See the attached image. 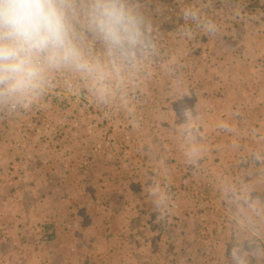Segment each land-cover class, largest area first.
I'll list each match as a JSON object with an SVG mask.
<instances>
[{"label": "rangeland", "instance_id": "1", "mask_svg": "<svg viewBox=\"0 0 264 264\" xmlns=\"http://www.w3.org/2000/svg\"><path fill=\"white\" fill-rule=\"evenodd\" d=\"M131 3L143 18L147 47L137 52L134 66L124 67L123 83L104 100L88 89L99 117H53L47 120L50 128L61 129V135L37 134L20 145L0 133V173L19 182L42 171L56 175L60 182L38 189L57 188L61 201L54 206L72 207L79 227L109 223L114 212L131 216L132 207L137 221L145 216L144 221L161 227L162 234L152 239L163 235L168 243L154 251L169 254L165 264H264V191L257 195L264 184V0ZM185 9L195 10L199 19L186 20ZM86 39L102 51L90 34ZM58 73L64 72L53 74ZM212 82L218 90L230 89L229 112L209 116V131L198 132L188 123L190 101L197 91L210 113L217 104ZM6 146L13 152L9 157L2 152ZM61 160L68 164L59 165ZM86 160L90 164L80 168ZM113 174L116 184L107 179ZM41 197L18 198L23 212L15 207L8 212L0 199L7 212L0 209L1 240L8 239L6 225L13 223L16 210L20 235L27 233L32 241L42 232L43 239L44 226L31 225L40 218L36 204L45 203ZM85 206L93 211L90 218ZM130 238L125 232L118 236L122 245Z\"/></svg>", "mask_w": 264, "mask_h": 264}, {"label": "clouds", "instance_id": "2", "mask_svg": "<svg viewBox=\"0 0 264 264\" xmlns=\"http://www.w3.org/2000/svg\"><path fill=\"white\" fill-rule=\"evenodd\" d=\"M183 14L199 19L192 9ZM142 26L131 0H0V111L30 108L57 71L76 74L104 100L147 47ZM207 30L214 31L211 21ZM86 34L102 51L87 43Z\"/></svg>", "mask_w": 264, "mask_h": 264}, {"label": "crops", "instance_id": "3", "mask_svg": "<svg viewBox=\"0 0 264 264\" xmlns=\"http://www.w3.org/2000/svg\"><path fill=\"white\" fill-rule=\"evenodd\" d=\"M209 42L211 41H208V44ZM223 52H225L224 48L221 53ZM226 68L227 67L224 66V70H226ZM246 68L245 70H248V67ZM227 76L230 75L227 74ZM232 83V81H229L228 86L230 87ZM212 85L217 89L214 93L216 97L213 100L217 101V104L210 113H207L208 108L204 106L205 99H202L203 96H198L196 94L197 91H195L196 98L190 101L191 108L187 113V115L190 116L188 123H190L189 126H192V128L197 127L198 132L207 133L209 131L206 130L205 125L206 119H208L209 116L213 115V117H216L222 112H229L227 109L229 99H227V97L230 95V89L221 90L219 88L220 90H218L216 83L212 82L210 86ZM206 88L205 86L204 89ZM206 91L207 90H205L204 93ZM184 98L186 100V96L183 97V99ZM180 99L183 100L182 96ZM181 100L178 102H181ZM219 118H221V116H219ZM227 120L228 117L220 120L219 126L225 124L224 122ZM260 131L261 135H263L264 125ZM250 133H252V131H249V134ZM33 135L35 134L30 133V137ZM47 135L50 136L51 133H47ZM8 136L13 139H18L19 141V137L17 138L18 135L8 134ZM247 137L253 139L252 135H248ZM258 140L261 144V140L263 141L264 137ZM259 148L262 149V147ZM2 152L3 154H7L5 156L8 157L13 153L9 151L8 146L2 147ZM8 157L3 158L8 159ZM6 164L8 165L9 163ZM18 164L19 163H15L14 166ZM58 164L67 165L68 163L61 160ZM262 170H264V164ZM8 176L7 174L0 173V199L4 200L3 202L1 201V203L6 205L8 212L14 207L23 212V207H20L18 204V198H36L37 195H41L45 203L36 202V209L38 212L36 217L40 218L35 219L38 220L36 221L37 223H32L31 225L40 224V226H44L43 228L53 226L52 230H54L56 237L52 242L47 243L44 241V238L39 240L42 232L39 237L32 241L28 239L29 236L27 233L26 237H24V233L20 235V229L18 230V212L16 210L14 212L16 218L13 223H8V225H6L9 229L6 231L9 236L8 239H0V247L4 248H0V264H165L170 262L168 253L165 254V252H163L155 254L154 252L156 250V245L166 246L168 244L164 241L165 238L162 237L163 235L160 238L157 237V239H152V236L156 233L162 234L161 227L152 226L149 222L144 221L147 218L145 216L142 221H137L136 217H134L135 215L132 207L128 209V212L132 214L131 216H128L125 211L114 212V219L110 220L109 223H90V225L87 224L86 226L83 224L79 227L78 221L75 218L77 214L75 210L73 211L72 207H69L71 209L66 211V209L62 207L54 206L53 202L58 203V201H61L60 193L57 188L55 189L52 187V189L48 191L45 190L44 193L38 189L42 188L48 181L50 183L55 182L56 175L53 173L48 175L47 172L42 171L37 177L31 179L23 176L25 179L22 177L23 181L20 182L18 179L11 180L10 176ZM69 178L68 174L66 180H69ZM22 179L20 178V180ZM26 180H29L30 183L24 184V182H27ZM56 180L60 182L61 179ZM20 185H25V189L18 188ZM73 194L74 192L71 194L69 191V197H72ZM52 199L54 200L51 203L50 200ZM0 209L5 210V213H7L5 208L1 207ZM86 209L89 215L88 217L90 218L91 212L93 213V211H91L92 209L89 207H86ZM93 216L94 215H92V217ZM119 216L121 218L120 220L117 219ZM122 220L125 221L124 224L121 223ZM111 222H113V224ZM125 228L127 230H125ZM119 229L121 233L125 232L128 236L132 237V239L130 238V240L123 245L120 244V239H118V236L121 234ZM94 230L95 233L93 235L85 234L94 232ZM101 230L103 231L98 233ZM29 233L30 232H28V234Z\"/></svg>", "mask_w": 264, "mask_h": 264}, {"label": "built area", "instance_id": "4", "mask_svg": "<svg viewBox=\"0 0 264 264\" xmlns=\"http://www.w3.org/2000/svg\"><path fill=\"white\" fill-rule=\"evenodd\" d=\"M63 72L50 76L45 94L27 110L21 109L12 113L0 111V133L18 135L20 145V142L27 141L30 133L40 136L51 133L54 139L57 134L61 135V129L50 128L47 120L53 117L68 114L76 119L89 114L90 117L98 118L99 109L92 104L89 88L78 80L71 78L72 81L67 73ZM89 164L86 160L78 166L86 168Z\"/></svg>", "mask_w": 264, "mask_h": 264}, {"label": "trees", "instance_id": "5", "mask_svg": "<svg viewBox=\"0 0 264 264\" xmlns=\"http://www.w3.org/2000/svg\"><path fill=\"white\" fill-rule=\"evenodd\" d=\"M97 167H98V165H97ZM97 167H96V169H97ZM98 172H100L99 168H98ZM114 177H115V175L113 174L112 176H109V178H107V179L112 180L113 183L115 182L114 184H116L117 178L114 179ZM262 191H264V184L261 186L260 190H258L257 195L260 194V192H262ZM52 227L53 226H50L49 228L45 227L44 231H43V238H44V241L47 243L52 242L56 237L54 230H52Z\"/></svg>", "mask_w": 264, "mask_h": 264}]
</instances>
